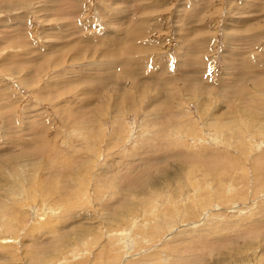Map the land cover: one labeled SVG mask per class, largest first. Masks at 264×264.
<instances>
[{
	"label": "rangeland",
	"instance_id": "1",
	"mask_svg": "<svg viewBox=\"0 0 264 264\" xmlns=\"http://www.w3.org/2000/svg\"><path fill=\"white\" fill-rule=\"evenodd\" d=\"M0 264H264V0H0Z\"/></svg>",
	"mask_w": 264,
	"mask_h": 264
},
{
	"label": "bare ground",
	"instance_id": "2",
	"mask_svg": "<svg viewBox=\"0 0 264 264\" xmlns=\"http://www.w3.org/2000/svg\"><path fill=\"white\" fill-rule=\"evenodd\" d=\"M131 33V32H130ZM103 85V84H102ZM37 227V226H36ZM58 247V246H57ZM51 260V259H50Z\"/></svg>",
	"mask_w": 264,
	"mask_h": 264
}]
</instances>
